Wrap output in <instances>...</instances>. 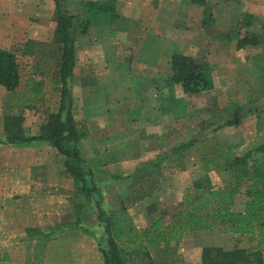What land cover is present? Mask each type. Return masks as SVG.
Segmentation results:
<instances>
[{
  "label": "rangeland",
  "instance_id": "374dc122",
  "mask_svg": "<svg viewBox=\"0 0 264 264\" xmlns=\"http://www.w3.org/2000/svg\"><path fill=\"white\" fill-rule=\"evenodd\" d=\"M75 1L66 3L68 12H74ZM54 8L53 0H6L0 7V48L15 54L21 78L20 86L12 94L0 88V119L5 115L20 116L22 131L29 137L40 135L48 116L56 113L60 104L61 84L56 73L61 46L54 38ZM211 20H207L206 27L218 35L216 23ZM77 74L73 68L67 80L62 119L69 115L77 124L86 126L82 115L90 103H83L81 98H90L85 91H90L92 84L85 81L79 86ZM240 74L244 77L241 86L234 90L236 101L217 102L226 100L221 93L215 97L208 93L205 101H198L194 95L184 96L187 106L179 109L175 124L178 135L174 138L180 145L189 144L192 139L196 142L179 155L163 146L156 152L122 150V145L115 144L113 138L104 143L101 139L105 137L101 135L95 136L99 143H91L90 128L86 126L87 142L80 143L77 151L91 187L88 198L65 172L64 157L48 143L34 142L27 146L0 143V264H103V247L98 244L104 235V224L99 215L105 217L110 211L124 207L140 230L158 218L167 225L179 210L184 189L192 182L207 180L218 187L228 181L229 175L223 169L204 172L203 153L230 147L236 155H243L264 145V92L251 100L247 79L250 72L246 68ZM28 78L44 81V93L35 103L25 96ZM3 140L4 133L0 134V142ZM253 155L261 157L258 153ZM29 165L32 183L18 180L21 176L13 170ZM242 192L234 200L235 210L243 208ZM146 194L149 195L138 200ZM162 248L163 245L152 249L145 256L131 253L129 263L203 264L204 250L218 248L223 252L239 249L259 254L260 264H264V249L258 251L255 239L249 236L186 232L180 240L170 243L168 251L163 252Z\"/></svg>",
  "mask_w": 264,
  "mask_h": 264
},
{
  "label": "crops",
  "instance_id": "0c3cea01",
  "mask_svg": "<svg viewBox=\"0 0 264 264\" xmlns=\"http://www.w3.org/2000/svg\"><path fill=\"white\" fill-rule=\"evenodd\" d=\"M111 1L116 19L90 26L86 35L76 40V83L92 84L91 90L85 91L90 98H81L90 103L82 118L90 128L91 143H99L95 136L101 135L104 143L113 138L122 150L156 152L179 145L174 138L178 135L175 124L180 107L186 109L187 103L181 84L173 80L174 55L208 64L212 88L195 94L198 101H205L208 93L226 96L217 102L236 101L234 90L241 86L244 76L240 72L246 68L251 100L264 92L255 90L264 89V0H205L201 6L190 0ZM3 2L6 0H0V7ZM211 18L218 35L206 27ZM31 170L29 165L13 172L21 176L18 180L32 183Z\"/></svg>",
  "mask_w": 264,
  "mask_h": 264
},
{
  "label": "trees",
  "instance_id": "16d2710c",
  "mask_svg": "<svg viewBox=\"0 0 264 264\" xmlns=\"http://www.w3.org/2000/svg\"><path fill=\"white\" fill-rule=\"evenodd\" d=\"M53 2L56 23L54 38L61 46L56 73L61 84L58 88L59 109L48 116L40 135L30 137L22 131L20 116L5 115V140L0 143L18 146H27L34 142L48 143L64 157L65 172L79 184V191L88 198L91 187L86 182L83 160L77 149L81 141L88 137L89 131L86 126L74 122L69 115L62 119V112L68 95L67 80L71 78L75 66L76 40L85 35L92 25L112 23L117 17L115 3L111 0H78L74 3V12H68V0ZM190 2L201 6L205 0ZM171 64L173 80L181 84L184 94L195 95L211 90L212 81L207 63L184 55H174ZM19 77L20 68L15 54L0 48V87L6 92L14 93L20 85ZM43 87V80L28 78L25 96L35 103L37 99L41 100ZM195 142L192 139L189 144H179L170 152L179 155L190 149L189 145ZM254 153L261 157L255 158ZM201 163L205 173L223 169L228 173L229 180L218 187L211 186L207 180L192 182L184 189L179 210L169 224L165 225L158 218L140 230L124 207L110 211L105 217L99 215L104 224V235L98 244L103 247V264H131V253L145 256L150 250L159 249L161 245L164 247L161 251L166 252L171 242H177L186 232L196 231L253 237L258 251L264 249V145L243 155H236L230 147L223 151L211 150L203 153ZM241 191L245 202L241 210H235L234 200ZM148 195H142L138 200ZM213 252L214 255L210 256ZM203 264H260V258L259 254H248L239 249L223 252L218 248H208L204 250Z\"/></svg>",
  "mask_w": 264,
  "mask_h": 264
}]
</instances>
